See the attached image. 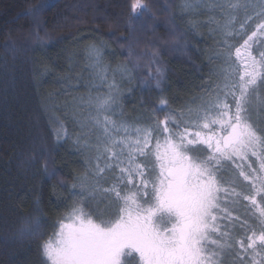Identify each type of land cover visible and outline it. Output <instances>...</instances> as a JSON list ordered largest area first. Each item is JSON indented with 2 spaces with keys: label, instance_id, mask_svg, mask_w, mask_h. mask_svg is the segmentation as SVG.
<instances>
[{
  "label": "snow or ice",
  "instance_id": "obj_1",
  "mask_svg": "<svg viewBox=\"0 0 264 264\" xmlns=\"http://www.w3.org/2000/svg\"><path fill=\"white\" fill-rule=\"evenodd\" d=\"M213 6L244 7L245 19L236 30L229 15L217 81L194 109H171L161 97L152 117L127 123L113 119L114 85L89 97L94 115L83 127L95 138L82 133L74 143L88 140L95 164L90 179L72 185L80 200L58 221L55 244L38 246L42 264H264V0L252 13L239 2ZM183 8L200 4L185 0ZM148 12L132 0L129 24ZM149 77L160 89L163 68ZM53 123L56 140L66 139L63 122ZM43 171L53 178L57 170L45 161ZM39 211L15 239L42 236Z\"/></svg>",
  "mask_w": 264,
  "mask_h": 264
},
{
  "label": "trees",
  "instance_id": "obj_2",
  "mask_svg": "<svg viewBox=\"0 0 264 264\" xmlns=\"http://www.w3.org/2000/svg\"><path fill=\"white\" fill-rule=\"evenodd\" d=\"M143 2L149 12L129 24L132 0H0V264H42L38 246L78 201L72 185L82 176L83 164L53 135L54 123L42 107L44 71L69 79L66 55L89 44L112 51V62L137 77L133 63L138 56L149 60L156 53L165 68L168 107L177 111L213 81L215 63L209 65L207 52L200 51L211 42L202 44L188 30L179 15L184 0ZM41 3L46 7L32 15L29 9ZM174 38L180 43L176 51L171 50ZM160 98L153 89L143 94L146 120ZM45 161L57 170L53 178L43 171ZM37 207L42 236L15 239Z\"/></svg>",
  "mask_w": 264,
  "mask_h": 264
},
{
  "label": "rangeland",
  "instance_id": "obj_3",
  "mask_svg": "<svg viewBox=\"0 0 264 264\" xmlns=\"http://www.w3.org/2000/svg\"><path fill=\"white\" fill-rule=\"evenodd\" d=\"M192 2L194 4H200V8L191 11L184 9V0L180 5L179 15L186 20V25L190 33L201 40L202 44L206 43V41L211 42V47L208 49L200 48V51L207 52L208 56L204 59L207 62L209 61V65H211V62L215 63V67L212 65L213 71L210 72V76L214 77L211 82L213 83L217 81L215 73L221 64V61L216 58V53L221 50L219 45L222 44L225 38V25L229 15L235 18L233 24L236 30H240V23L245 19L244 7L235 10L225 9L222 11L213 5L215 3L227 5L228 3L239 2L241 5H248V13H252L254 10H259L258 5L260 0H192ZM172 35L175 36L174 32H172ZM261 39H264V37H261ZM237 40H239L238 37L236 40H231L230 42L236 43ZM239 42L242 43V41ZM171 45L172 51L180 48V43L175 38L172 40ZM93 48L92 45L82 44L75 53L70 52L66 55L67 73L71 75L69 79H60V77L54 74L46 71L43 72V77L45 78V81L42 83V89L44 91L42 102L43 110L47 118L51 121L63 122L64 128L68 131V137L63 139V141L70 151L69 155L71 158L83 164L84 172L76 183L77 185L81 181L91 178V170L95 164V161L92 160V153L89 152L88 147H85L88 140L82 139L79 145L74 143L76 137L82 133L89 139L95 138V134L91 131L90 126L88 129L83 127L84 124L88 123V116L90 114L94 115L89 108V97L107 93L109 91V85H114L112 92L118 99L113 119L134 123L135 121L143 122L146 120L144 108L141 107L144 93L153 89L154 92L160 91L161 97L167 100L169 96L164 92V79L161 88L156 89L155 82L149 77L150 72L153 75L155 74L157 67L163 68L165 75V68L158 54H150L149 60H147L148 56L146 57L144 54H140L138 56L139 60L136 63H133L134 60L130 58L134 67L138 70L139 76L136 77L135 72L132 70L112 62L114 54L110 50L105 49V51H99L95 48L100 55L95 58H90L89 50ZM154 61H158V63ZM150 63L151 67L149 68ZM208 84H205V86ZM205 86H203L204 89L198 95L190 98L191 102L189 104L187 103L183 108L194 109L200 102L198 98L205 94ZM80 191L79 186L75 188V194L78 200H80L78 195ZM240 212H243L242 208ZM57 231L58 228L49 239L53 244H55L57 239Z\"/></svg>",
  "mask_w": 264,
  "mask_h": 264
}]
</instances>
